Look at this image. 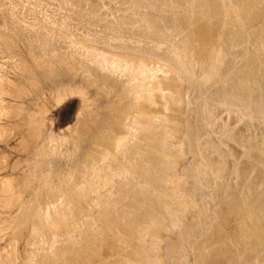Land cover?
Masks as SVG:
<instances>
[{
    "label": "rangeland",
    "instance_id": "obj_1",
    "mask_svg": "<svg viewBox=\"0 0 264 264\" xmlns=\"http://www.w3.org/2000/svg\"><path fill=\"white\" fill-rule=\"evenodd\" d=\"M0 264H264V0H0Z\"/></svg>",
    "mask_w": 264,
    "mask_h": 264
},
{
    "label": "bare ground",
    "instance_id": "obj_2",
    "mask_svg": "<svg viewBox=\"0 0 264 264\" xmlns=\"http://www.w3.org/2000/svg\"><path fill=\"white\" fill-rule=\"evenodd\" d=\"M141 63V62H140ZM139 65V64H138ZM140 65H142V64H140ZM141 67V66H140ZM143 68V67H142ZM121 141V140H120Z\"/></svg>",
    "mask_w": 264,
    "mask_h": 264
}]
</instances>
